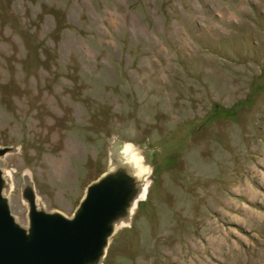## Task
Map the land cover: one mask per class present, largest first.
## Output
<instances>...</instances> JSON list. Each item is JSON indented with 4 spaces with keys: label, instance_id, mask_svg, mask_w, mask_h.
I'll list each match as a JSON object with an SVG mask.
<instances>
[{
    "label": "rangeland",
    "instance_id": "374dc122",
    "mask_svg": "<svg viewBox=\"0 0 264 264\" xmlns=\"http://www.w3.org/2000/svg\"><path fill=\"white\" fill-rule=\"evenodd\" d=\"M115 142L149 182L100 264H264V0H0L17 221L25 179L69 215Z\"/></svg>",
    "mask_w": 264,
    "mask_h": 264
},
{
    "label": "water",
    "instance_id": "95a60500",
    "mask_svg": "<svg viewBox=\"0 0 264 264\" xmlns=\"http://www.w3.org/2000/svg\"><path fill=\"white\" fill-rule=\"evenodd\" d=\"M12 148L0 145V155ZM107 148L109 167L86 183L69 215L40 206L25 179L20 193L26 224L10 212L5 190L11 188V170L0 167V264H100L110 235L129 223L149 182L127 144Z\"/></svg>",
    "mask_w": 264,
    "mask_h": 264
}]
</instances>
